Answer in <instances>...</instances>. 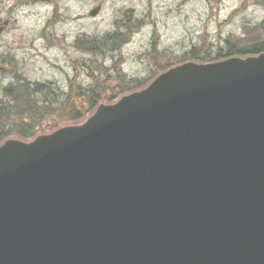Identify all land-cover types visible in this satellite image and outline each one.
I'll list each match as a JSON object with an SVG mask.
<instances>
[{
	"label": "water",
	"instance_id": "95a60500",
	"mask_svg": "<svg viewBox=\"0 0 264 264\" xmlns=\"http://www.w3.org/2000/svg\"><path fill=\"white\" fill-rule=\"evenodd\" d=\"M0 264H264V53L5 140Z\"/></svg>",
	"mask_w": 264,
	"mask_h": 264
},
{
	"label": "rangeland",
	"instance_id": "374dc122",
	"mask_svg": "<svg viewBox=\"0 0 264 264\" xmlns=\"http://www.w3.org/2000/svg\"><path fill=\"white\" fill-rule=\"evenodd\" d=\"M100 2V12L92 16ZM0 18L12 22L0 33V99L20 78L51 82L59 97L74 78L95 85V73L106 84L107 75L123 69L142 79L156 69L154 58L170 66L185 60L191 47L205 39L217 45L228 33L240 35L246 26L264 20V0H0ZM108 33L112 37L106 38L105 50L115 49V37L120 45L112 54L91 53L77 43ZM57 109L41 119L38 133L51 130L53 119L59 118ZM13 116L20 121L21 110Z\"/></svg>",
	"mask_w": 264,
	"mask_h": 264
},
{
	"label": "trees",
	"instance_id": "16d2710c",
	"mask_svg": "<svg viewBox=\"0 0 264 264\" xmlns=\"http://www.w3.org/2000/svg\"><path fill=\"white\" fill-rule=\"evenodd\" d=\"M243 29L240 35L228 33L223 41L217 43V45L213 41L205 39L201 44L192 46L186 53L185 60H181L178 63L190 59L206 62L235 55L247 56L263 53L264 20L258 24L246 26ZM110 37H112L111 33L91 39L82 38L78 40V44L83 50L105 54L109 51L108 49L105 50L106 38ZM114 41V48L116 49L119 47V45L116 46V37ZM109 47H112V45L109 44ZM154 49L156 50L157 46ZM154 62L158 71L142 79L129 77L122 70L117 71L114 76L107 75L109 82L106 84H102L98 77H95V85H87L74 78L70 81L69 90L62 93L63 95L65 94L64 96L60 95L59 97L50 83L36 82L31 84L30 82H21V79L17 86L5 88V95L0 99V142L12 134L24 138L32 137L35 133L36 123H39L41 118L49 113L53 115L57 108L59 118L53 119L52 129L59 126L63 121L84 119L101 101H112L123 93L140 88L153 79L159 71L169 67V65L157 64L156 58H154ZM34 89L37 90L36 93H39L38 97V94H34ZM108 89L110 92H107ZM7 96L10 97V100L4 101ZM60 109L61 111H59ZM20 110L28 113L31 117H35V120L29 123L23 119L20 122L13 119V115Z\"/></svg>",
	"mask_w": 264,
	"mask_h": 264
},
{
	"label": "flooded vegetation",
	"instance_id": "af4514ba",
	"mask_svg": "<svg viewBox=\"0 0 264 264\" xmlns=\"http://www.w3.org/2000/svg\"><path fill=\"white\" fill-rule=\"evenodd\" d=\"M2 20H3V19H2V18H0V24L2 23Z\"/></svg>",
	"mask_w": 264,
	"mask_h": 264
}]
</instances>
